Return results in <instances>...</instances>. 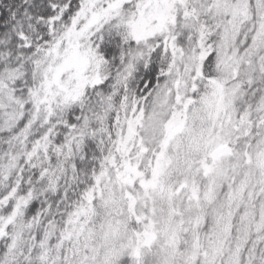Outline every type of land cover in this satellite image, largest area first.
Instances as JSON below:
<instances>
[{"label": "snow or ice", "instance_id": "snow-or-ice-1", "mask_svg": "<svg viewBox=\"0 0 264 264\" xmlns=\"http://www.w3.org/2000/svg\"><path fill=\"white\" fill-rule=\"evenodd\" d=\"M0 264H264V0H0Z\"/></svg>", "mask_w": 264, "mask_h": 264}]
</instances>
